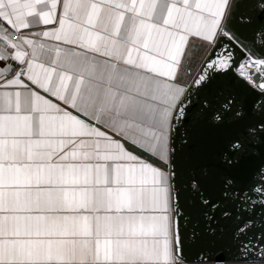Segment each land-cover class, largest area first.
<instances>
[{
    "label": "snow or ice",
    "instance_id": "6c2138e0",
    "mask_svg": "<svg viewBox=\"0 0 264 264\" xmlns=\"http://www.w3.org/2000/svg\"><path fill=\"white\" fill-rule=\"evenodd\" d=\"M242 7L245 25L264 0H0V264H264V235L259 246L241 238L250 221L229 257L183 240L178 173L135 151L167 165L173 131L190 119H245L230 96L214 109L193 99L237 64L218 49L238 40L228 22ZM244 47L264 48V26ZM236 70L259 94L260 118L225 144L226 169L264 143V59ZM209 179L207 169L188 178L204 208ZM233 183L225 177L226 196L254 203ZM249 192L264 204V168Z\"/></svg>",
    "mask_w": 264,
    "mask_h": 264
},
{
    "label": "water",
    "instance_id": "95a60500",
    "mask_svg": "<svg viewBox=\"0 0 264 264\" xmlns=\"http://www.w3.org/2000/svg\"><path fill=\"white\" fill-rule=\"evenodd\" d=\"M256 3L258 4L259 0H256ZM242 11H244L243 7L228 22L238 40L222 38L220 44L223 47L218 49L221 52L223 48L231 49L237 64L228 72L217 74L199 97L194 96L193 99L201 103L207 101L214 109L218 107L222 98L230 96L236 101V106L246 113L245 119L234 122L226 118L223 124L216 125L210 119L211 111L206 117L190 119L187 124L179 127L178 133L173 131L170 141L172 149L170 163L167 165H162L159 160L149 157L140 149L135 150L157 166H163L169 171L174 169L178 173L177 192L180 212L178 219L182 239L196 247L211 240L215 255L223 257H229L235 251L233 232L245 222L250 221L251 226L241 237L242 239H252L259 246L257 238L264 235V204L259 203V198L249 192L253 180L256 179L257 170L264 168V143L257 140L249 144L244 162L238 169H226L220 164L221 152L225 144L240 136L247 124L254 123L260 118L259 110L254 108L259 94L237 76L236 69L246 55L253 59H264V48H258L255 55H252L248 48L244 47V44L251 39L253 31L264 26V12L259 10L253 12L251 22L241 25L237 16ZM203 52H198L196 56L198 63L194 67L193 75L199 71V61L206 53ZM212 52L213 49L209 48L205 59L209 58ZM253 76H256V73ZM193 112L195 113L196 109H193ZM186 139L189 140L187 144L184 143ZM204 169L211 174V179L202 184V195L209 201L207 208L200 205L188 187L189 176L192 173L199 174ZM225 177L233 178L232 188L237 194L242 196L247 193L254 203L250 206L244 205L231 193L226 196ZM212 205L217 207L213 210ZM225 212L228 213L227 217L224 216ZM194 233L198 234L199 240Z\"/></svg>",
    "mask_w": 264,
    "mask_h": 264
},
{
    "label": "built area",
    "instance_id": "2783aa9c",
    "mask_svg": "<svg viewBox=\"0 0 264 264\" xmlns=\"http://www.w3.org/2000/svg\"><path fill=\"white\" fill-rule=\"evenodd\" d=\"M208 51H209V49H208ZM208 51L203 55L202 59L199 61L198 66H200V63H202V61L205 59L206 55L208 54ZM249 57H250V56L246 55L245 58L241 61L240 64H244V63L246 62V60H248ZM252 59H253V58H252ZM250 69H251V67H246L245 70H246L247 72L251 73L252 75L256 73V70L251 71ZM252 69H253V68H252ZM236 74H237V76H239L237 70H236ZM239 77H240V76H239ZM240 78H241V77H240ZM242 79H243V78H242ZM250 86H252V85H250ZM252 87H253V86H252ZM253 88H254V87H253Z\"/></svg>",
    "mask_w": 264,
    "mask_h": 264
},
{
    "label": "bare ground",
    "instance_id": "6f19581e",
    "mask_svg": "<svg viewBox=\"0 0 264 264\" xmlns=\"http://www.w3.org/2000/svg\"><path fill=\"white\" fill-rule=\"evenodd\" d=\"M253 68V69H252ZM251 71H254V70H256L254 67H251V69H250Z\"/></svg>",
    "mask_w": 264,
    "mask_h": 264
},
{
    "label": "crops",
    "instance_id": "0c3cea01",
    "mask_svg": "<svg viewBox=\"0 0 264 264\" xmlns=\"http://www.w3.org/2000/svg\"><path fill=\"white\" fill-rule=\"evenodd\" d=\"M208 49H209V48L205 49V50H204V52H207V51H208ZM204 52H203V53H204Z\"/></svg>",
    "mask_w": 264,
    "mask_h": 264
}]
</instances>
